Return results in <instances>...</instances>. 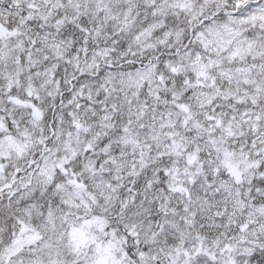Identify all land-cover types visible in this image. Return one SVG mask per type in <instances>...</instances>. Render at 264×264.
I'll return each instance as SVG.
<instances>
[{
    "label": "snow or ice",
    "instance_id": "obj_1",
    "mask_svg": "<svg viewBox=\"0 0 264 264\" xmlns=\"http://www.w3.org/2000/svg\"><path fill=\"white\" fill-rule=\"evenodd\" d=\"M0 264H264V0H0Z\"/></svg>",
    "mask_w": 264,
    "mask_h": 264
}]
</instances>
